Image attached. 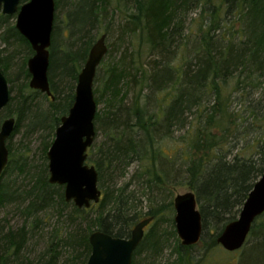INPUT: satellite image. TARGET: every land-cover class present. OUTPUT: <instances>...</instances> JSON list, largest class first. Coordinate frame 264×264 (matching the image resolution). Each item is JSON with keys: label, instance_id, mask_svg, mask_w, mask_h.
<instances>
[{"label": "trees", "instance_id": "16d2710c", "mask_svg": "<svg viewBox=\"0 0 264 264\" xmlns=\"http://www.w3.org/2000/svg\"><path fill=\"white\" fill-rule=\"evenodd\" d=\"M118 1L127 6L133 3V21L129 23L134 27L129 29L132 34H137L139 27L142 29L145 53L154 57V65L149 74L138 65L133 75L116 65H109L103 74L98 70L95 100L98 106H106L96 115L95 129L96 138L102 137L103 141L93 144L88 157L98 173L101 201L90 209H79L65 201L64 187L51 185L49 177L40 178L21 193L4 182L11 169L24 174L30 170L27 158L15 153L11 140L20 130L24 112L32 108L34 96L41 92L32 91L34 96L30 100L23 95L16 128L8 141L9 164L0 179V208L14 199L26 201L23 214L33 231L38 228V214L53 210L55 205L60 207V216L69 208V220L79 224L64 236L54 234L56 242H51L47 249L49 257L35 263L25 258L27 225L9 229L0 237V264H57L58 251L68 247L75 255L73 264H87L92 251L91 233L101 231L130 238L140 221L153 217L151 224H157L163 206L138 209L131 189L135 180L145 191L187 186L195 193L203 218L200 244L208 254L219 247L217 238L226 225L237 219L249 193L264 174V0ZM26 2L21 0L22 4ZM55 3L57 9L59 1ZM108 4V0H73L66 20L68 30L77 38L76 44H80L78 49L57 46L54 27L48 73L55 97L50 102L52 112H31L33 119H37L33 124H40L50 135L73 106L78 76L97 41L92 29L107 14ZM195 10L203 11V23L193 33L188 32L187 24ZM8 39H14L34 55L15 26L0 36L5 43H9ZM0 55V68L6 76L8 61L15 54L6 58ZM26 65L24 61L21 74L29 79ZM58 75L64 86L57 82ZM137 81L136 87L144 82L141 92L146 91V95L143 100L136 97L129 105L127 85L131 88ZM8 82L11 83L10 79ZM239 99L245 103L237 110L233 105ZM9 105L0 113V124L4 118H10ZM180 130L184 132L177 140L175 135ZM135 163L141 170L117 187L119 178H126ZM156 230L157 227L148 233L145 230L133 264L142 251L155 255L163 248ZM173 234L176 236L175 229ZM250 238L257 241L242 257L241 264H264V215L255 222L247 241ZM177 252V264L192 263V259Z\"/></svg>", "mask_w": 264, "mask_h": 264}, {"label": "rangeland", "instance_id": "374dc122", "mask_svg": "<svg viewBox=\"0 0 264 264\" xmlns=\"http://www.w3.org/2000/svg\"><path fill=\"white\" fill-rule=\"evenodd\" d=\"M28 1L30 0H27V2ZM57 1H59V6L56 9L54 20L56 44L57 46L59 45L61 49H71V47L78 49L80 44H76L77 38L73 32L68 30L66 20V15L71 9L73 0ZM108 2L109 4L105 7L107 14H103L101 22L98 23L91 32L95 40L100 38L103 34L107 36L106 43L109 47V51L103 60L104 67L100 66L99 71L103 74L109 65L112 67L113 65H116L119 66L120 69H125L127 73L129 72L133 75L135 74V69L138 65L140 69L146 70L149 74L151 66L154 65V57H148L145 53V50H147L145 47L146 37L144 33H142V29L140 27L137 34H132L129 29L134 27L129 23L130 21H133L130 17L134 11L133 3L130 2V4H128L130 6H127V4L122 5V2L119 3L118 0H108ZM116 4H119L124 11L117 9ZM81 14L82 13H80V15ZM202 14L203 11L201 10H195L191 13L187 24L188 32L194 33L198 30L199 24L203 23ZM16 19V15L11 16L9 19H0V36L5 34L9 28L16 26ZM8 40L9 43H5L0 40V53L3 58L15 54V56L10 57L8 61L6 77L11 81L9 85L12 98L8 108V114L10 117H14L17 120L21 97L23 95L29 97L34 96L32 91L35 90L31 89L29 85L31 77L26 79L25 75L23 73L21 74V67L24 61H27L26 70H28V60L33 55H31L25 47H20L14 39ZM73 43H75V45ZM192 44L193 43H190V46H192ZM140 53L143 54L142 58L140 57ZM138 57L140 58L138 59ZM188 59L193 58L189 57ZM59 75L56 76L57 82L60 83L59 85L64 86L65 82L59 80ZM139 80L138 75V81ZM138 81L135 84L133 83L131 88L130 85H127V90L129 91L127 104L129 105L131 102L133 103L136 97H140L143 100L146 95V91L141 92L144 82H140L141 84L139 83V86L136 87ZM45 95L46 94L41 93L34 96L31 103L32 108L28 112H24L20 130L11 140V145L15 153L25 156L30 164V170L27 174L11 171V169L10 171L12 173L9 171L3 178L4 182L8 183L13 189H17L19 193L34 186L40 178L44 179L49 177V161L47 153L55 139L57 128H55L53 133L50 135L49 131H45L40 124H37L36 126L33 124L35 120L37 121V119H33V113L36 111L40 115L52 112L50 105L51 99H47ZM30 99H32V97H30L29 100ZM244 101V99L235 101L233 108L237 110L243 108L245 103ZM105 106V103L100 104L98 106V111H103ZM31 112L33 113L31 114ZM4 120L5 118L3 121ZM183 132V130L177 131L175 135L177 140L183 135ZM102 141V137L95 138V142L98 145H100ZM48 144L50 145L45 155L46 146ZM240 147V149H242V146ZM87 164L92 166L89 157L87 159ZM180 168L181 162H178L177 169ZM138 169L141 170V168H139V164H133L128 170L126 178H119L117 187L129 182L131 177L136 175V171H138ZM106 176H109V174ZM105 182L107 181L105 180ZM131 189L135 192V205L138 209L149 210L151 208H160L163 206V213L159 217L157 224L154 222L146 229L148 233L154 227H157L156 232L161 236L160 244L163 248L155 255L142 251L135 257L136 264H177L176 262L179 260V253L177 251L186 255L187 259H192V263L189 264H241L242 257L245 256L248 249L251 248L257 241L256 238H250L245 247L241 251L235 253H229L219 246L206 254L204 246L200 243L191 248L184 247L181 244V240L178 238L177 232L176 236L173 234V230L175 229L176 231L174 222L176 215L174 200L178 195L186 194L191 190L187 186H175L172 188L169 187L168 190L163 191H159L157 189L154 191H145L139 186L136 180L134 187ZM26 203V201L22 202L21 199H14L0 208V237H2L9 229L18 230L24 227L27 223L23 214L24 205ZM58 211H60V207L55 205L53 210L50 209L48 212L39 213L36 217L38 228L34 231L33 228L26 224L29 232L28 243L25 250L26 260L35 263L38 260L40 261L45 257H49L47 249L49 248L51 242H56V240H53L54 234L64 236L66 233L73 231V229L76 228V225L79 224L78 221L72 223L69 220V208L62 216L58 214ZM239 214L237 218L239 217ZM82 227L85 228L84 222H82ZM58 252L59 256L57 264H73L75 255L72 254L71 248H63ZM245 264L248 263L246 262Z\"/></svg>", "mask_w": 264, "mask_h": 264}, {"label": "water", "instance_id": "95a60500", "mask_svg": "<svg viewBox=\"0 0 264 264\" xmlns=\"http://www.w3.org/2000/svg\"><path fill=\"white\" fill-rule=\"evenodd\" d=\"M56 12L55 0H0V16H17L16 29L28 41L34 55L28 60L30 88L55 100L50 88V48ZM103 34L91 48L78 76L75 99L69 113L61 119L55 139L47 153L49 183L63 186L67 203L79 209H90L100 203L102 192L98 185V173L87 164L88 150L96 138L95 120L98 105L94 86L98 69L107 56L109 47ZM10 85L0 68V113L9 105ZM17 120L7 118L0 127V179L8 167L10 152L8 141L12 137ZM176 232L184 247L201 242L203 218L195 193L178 195L174 200ZM264 215V174L254 185L245 201L239 217L230 222L217 238V244L229 253L244 248L255 222ZM154 218L140 221L130 238L114 237L101 231L90 234L92 247L87 264H133L134 254L142 244L146 228Z\"/></svg>", "mask_w": 264, "mask_h": 264}, {"label": "flooded vegetation", "instance_id": "af4514ba", "mask_svg": "<svg viewBox=\"0 0 264 264\" xmlns=\"http://www.w3.org/2000/svg\"><path fill=\"white\" fill-rule=\"evenodd\" d=\"M27 3V2H26ZM25 4V3H24ZM21 5H22V3H21ZM2 17H5V18H7V17H11V16H7V15H1L0 16V19H2Z\"/></svg>", "mask_w": 264, "mask_h": 264}, {"label": "bare ground", "instance_id": "6f19581e", "mask_svg": "<svg viewBox=\"0 0 264 264\" xmlns=\"http://www.w3.org/2000/svg\"><path fill=\"white\" fill-rule=\"evenodd\" d=\"M99 70V69H98ZM98 73V72H97ZM97 77V76H96ZM176 226V225H175Z\"/></svg>", "mask_w": 264, "mask_h": 264}]
</instances>
